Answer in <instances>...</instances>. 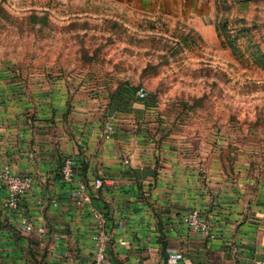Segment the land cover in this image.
Returning a JSON list of instances; mask_svg holds the SVG:
<instances>
[{
    "label": "crops",
    "instance_id": "obj_1",
    "mask_svg": "<svg viewBox=\"0 0 264 264\" xmlns=\"http://www.w3.org/2000/svg\"><path fill=\"white\" fill-rule=\"evenodd\" d=\"M38 79L0 87V168L34 178L17 209L3 206L0 182V264H92L94 208L108 217L107 264H168L174 250L179 264H264V178L222 156V139L165 130L150 94L70 104L62 82ZM67 157L71 181L61 172ZM193 208L208 232L187 224Z\"/></svg>",
    "mask_w": 264,
    "mask_h": 264
},
{
    "label": "rangeland",
    "instance_id": "obj_2",
    "mask_svg": "<svg viewBox=\"0 0 264 264\" xmlns=\"http://www.w3.org/2000/svg\"><path fill=\"white\" fill-rule=\"evenodd\" d=\"M43 75L70 104L142 86L165 130L264 178V0H0V87Z\"/></svg>",
    "mask_w": 264,
    "mask_h": 264
},
{
    "label": "built area",
    "instance_id": "obj_3",
    "mask_svg": "<svg viewBox=\"0 0 264 264\" xmlns=\"http://www.w3.org/2000/svg\"><path fill=\"white\" fill-rule=\"evenodd\" d=\"M148 90L144 87H139L136 91V96L145 99L148 98ZM114 132V124L109 123L103 129V136L110 138ZM62 176L65 180L71 181L74 176L73 161L70 157L64 159L62 164ZM34 178L31 174H22L13 172L10 166L4 165L0 168V182L6 190V195L3 200V206L9 209H17L22 201L23 196L32 188ZM104 183L103 177H97L93 181V185L97 188ZM88 184L83 182L78 188L79 200L83 202L89 198ZM96 222L97 231L93 235L94 253L92 264H107L108 245L110 241V233L107 232L108 217L105 212L99 208H94L92 211ZM186 222L190 228L203 232L209 231L208 221L198 208L191 209L186 215ZM27 229H32V224L25 220ZM183 258L181 250H174L167 256L168 264H179Z\"/></svg>",
    "mask_w": 264,
    "mask_h": 264
},
{
    "label": "trees",
    "instance_id": "obj_4",
    "mask_svg": "<svg viewBox=\"0 0 264 264\" xmlns=\"http://www.w3.org/2000/svg\"><path fill=\"white\" fill-rule=\"evenodd\" d=\"M140 87H141V86H140ZM138 88H139V87H138ZM138 88H136V90H135V94H136V91H137ZM148 93H149V92H148ZM149 94H150V93H149ZM149 94H148V95H149Z\"/></svg>",
    "mask_w": 264,
    "mask_h": 264
}]
</instances>
